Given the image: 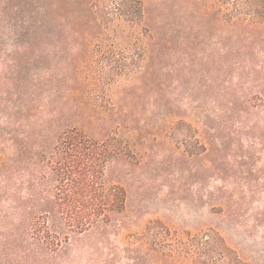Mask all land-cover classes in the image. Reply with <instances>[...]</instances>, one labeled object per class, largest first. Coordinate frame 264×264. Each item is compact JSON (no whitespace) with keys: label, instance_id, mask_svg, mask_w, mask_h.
Listing matches in <instances>:
<instances>
[{"label":"rangeland","instance_id":"obj_1","mask_svg":"<svg viewBox=\"0 0 264 264\" xmlns=\"http://www.w3.org/2000/svg\"><path fill=\"white\" fill-rule=\"evenodd\" d=\"M42 1L8 0L14 25L7 34L17 33L19 56L30 58L23 78L55 75L47 68L62 65L68 52L48 44ZM141 1L153 39L141 27L125 26L120 40L111 30H89L93 37L101 31L103 44L84 59L88 77L75 95L87 89L80 111L99 113L69 121L103 140L112 136V120H134L120 127L132 136L119 145L127 152H117L105 170L108 186L120 189L118 207L108 223L72 235L51 253V264H264V0ZM120 3L96 0V15L118 16ZM6 45L13 52L10 40ZM118 65L129 75L114 76ZM2 110L5 215L9 124ZM221 193L230 195L231 208ZM10 240L7 215L0 216V264H38L22 242L12 254Z\"/></svg>","mask_w":264,"mask_h":264},{"label":"trees","instance_id":"obj_2","mask_svg":"<svg viewBox=\"0 0 264 264\" xmlns=\"http://www.w3.org/2000/svg\"><path fill=\"white\" fill-rule=\"evenodd\" d=\"M95 1H42V11L38 14L42 16L41 28L50 41L48 44L64 46L68 52H64L66 59L62 65L55 63L47 68L55 75L29 79L23 78L20 71L22 62L26 60L30 64L27 61L30 58L19 56L22 41L17 33L7 34V27L14 24L7 12L8 0H0V111L7 110L9 124L8 205L7 214H1L0 210V216L7 215L12 254L22 242L27 258L37 252L38 264H51V253L57 254L72 235L108 223L111 211L119 204L120 189L108 186L105 170L117 152H127V146L120 148L119 145L132 136L122 135L120 127H128L134 120H126L124 124L112 120L109 139L90 137L69 122L81 117L87 119L88 113H99L93 107L80 111L81 101L89 95L87 89V93L75 95V86L87 80L83 62L94 51L92 46L103 44L99 38L101 31H96L93 37L89 30L104 33L111 30L113 33L108 36L120 40L125 26L132 32L141 27L148 29L149 39L154 36L148 23L150 10L141 0H121L119 15L104 21L96 15ZM7 40L14 44L13 52L7 53ZM136 42L141 44V52L147 51L142 45L143 36L136 35ZM144 56L140 53V58ZM112 72L120 76L129 75L130 70L118 65ZM62 88L64 92L60 91ZM69 101L76 111L68 107ZM3 165L0 161V177L4 176ZM1 184L2 181L0 192L3 191ZM42 184L49 185V189H41ZM219 196L232 207L230 195ZM171 259L175 260L174 256Z\"/></svg>","mask_w":264,"mask_h":264}]
</instances>
